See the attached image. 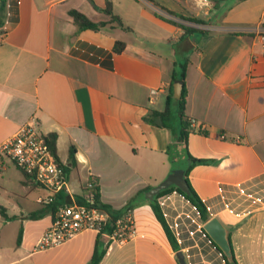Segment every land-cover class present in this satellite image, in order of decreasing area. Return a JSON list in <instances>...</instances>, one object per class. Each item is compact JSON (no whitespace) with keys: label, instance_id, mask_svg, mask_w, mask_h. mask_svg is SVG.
<instances>
[{"label":"crops","instance_id":"crops-1","mask_svg":"<svg viewBox=\"0 0 264 264\" xmlns=\"http://www.w3.org/2000/svg\"><path fill=\"white\" fill-rule=\"evenodd\" d=\"M106 1L7 0L0 25V145L36 118L44 135H56L57 158L69 170L67 197H84L92 181L103 203L116 210L133 205L135 235L124 243L104 238L100 264H180L177 252L185 264H226L180 193L158 199L178 251L150 202H139L166 178H185V146L147 117L165 109L176 64L186 61L185 115L194 121L187 149L211 160L192 167L188 179L210 218L227 228L238 264H264V0H222L217 7L211 0H110L130 31L77 32L69 12L108 21L96 9ZM165 19L207 34L186 35ZM117 41L125 44L121 54L114 52ZM153 89L159 93L151 102ZM22 176L24 195L15 196L29 209L10 215L4 208L12 220L0 214V225L22 224V240L17 245L18 231L15 244L6 245L0 231V264H88L95 230L35 249L53 215H46V230L30 232L29 222L37 220L27 215L43 206L47 192Z\"/></svg>","mask_w":264,"mask_h":264},{"label":"built area","instance_id":"built-area-1","mask_svg":"<svg viewBox=\"0 0 264 264\" xmlns=\"http://www.w3.org/2000/svg\"><path fill=\"white\" fill-rule=\"evenodd\" d=\"M260 35L264 41V29ZM158 93L157 89L150 91L151 102ZM7 163L14 164L25 177L47 192V196L40 200L44 206L54 202L55 196L68 191L67 173L55 158L47 136L40 131L36 118L23 124L11 138L0 145V171ZM94 187L95 184L89 181L84 199L93 198L91 190ZM107 220L106 212L79 204L77 199L69 197L68 203L58 205L50 227L41 235L35 249L40 251L63 246L86 230H95L99 234ZM102 235L110 243H124L133 237V208L128 209L116 222L112 234Z\"/></svg>","mask_w":264,"mask_h":264},{"label":"trees","instance_id":"trees-1","mask_svg":"<svg viewBox=\"0 0 264 264\" xmlns=\"http://www.w3.org/2000/svg\"><path fill=\"white\" fill-rule=\"evenodd\" d=\"M211 1L214 3V7H217L219 2L222 0H211ZM0 3H1L0 25H2V14L6 10L7 0H0ZM96 9L99 12L108 16L109 17L108 21L93 22L86 15H84L83 13H81L77 10H71L69 12V15L72 17L74 24L77 27V32H81L84 30L100 31V30L107 28V27L108 28H120V29H123L125 31H130V29L124 25L122 19L117 14H115L114 9H113V4L111 3L110 0L106 1V4L103 8H97L96 7ZM178 17H180V16H178ZM180 18H182V17H180ZM182 19H186L190 22H194V23H198V24L202 23V21L194 19V18L188 19V18L183 17ZM165 20L172 23V24H175L179 27H182L184 29L186 35H188V34L192 35L194 33L207 34L206 31H203L200 29L181 26L180 24L176 23L172 19H165ZM124 49H125V44L123 42L117 41L115 43L114 52L116 54H121L124 51ZM176 66H180V71H179V73H177L176 68H175V71L173 72V76H172L173 82L177 79H181L182 81H184L186 61L183 62L182 64L178 63V64H176ZM186 94H187L186 88H185V85L183 84L181 97L179 99H175L173 97V83H172L170 85V88H169V95H168L167 100H166L165 109L162 112L151 111L147 117L148 120L153 125H157V119H161L162 126L166 129H168L173 134V136H175L179 145L183 144L185 146L186 158L189 161L188 168L185 171V180L187 181V184L189 186L190 193L186 194L182 190H180L179 188H169L167 190L162 191L159 194L158 198L155 200V202L149 203L150 207L153 210L155 217L157 218V220L162 225V227H163V229L167 235V238H168L173 250H175V251L179 250V245H178V242H177L175 236L173 235L171 229L169 228V225L165 219L161 205L158 201L159 198H161L164 195H167V194H170V193L176 191V192L180 193L183 197H185L197 209L203 223H205L208 219H210V215H209L208 208H207L206 204L199 197V195L194 190V188L192 187V185L190 184V181L188 179V175H189V172L192 169V167H194L196 165L209 164V163H211V160L194 158L188 152L187 141H188L189 134L193 131V127H192L190 120H188L187 116L185 115ZM174 104L177 107V115H178V120H179L178 130H176L171 125V121L174 118V111H173V105ZM199 132L204 134V135H208L207 132H204L201 130H199ZM47 140L51 146V149L55 155V158L57 159V161L61 165H63L59 161V159L57 158V155H56V135L51 134V135L47 136ZM70 159L72 161V164L74 165V149H71ZM63 168H64L65 172L68 174V171H69L68 168H66L64 165H63ZM91 193L93 196V198L91 200H86L83 197H80V198H78V203L82 204V205L96 207V208L106 212L108 215V220H107L106 224L103 226L101 233H99L97 235L93 255L91 257V260L88 262V264H100L101 261L103 260V257L106 254V247H107V246H105V242L103 240L104 237H103L102 233L112 234L115 230L116 222L123 216V214L128 209H132L133 205L130 204V205L126 206L124 210H116L112 206L105 204L100 200V193H99V190L96 186L91 190ZM68 202H69V197H67L64 193H60L59 195L54 197V202H52L51 204L46 205V206L43 205L37 211L29 213L27 215V218H29L31 220H38V219H42L43 217H45L48 214L53 215L55 213L58 205H60L62 203H68ZM0 214L5 218V220L14 219V217L7 216L5 209L2 207H0ZM202 231L207 236V238L209 239L211 244L217 249V251H219V253L223 257L226 264H238L234 254H233V262H228L224 256V254L222 253V251L210 239V237L208 236V234L205 232V230L203 228H202ZM21 240H22V229H20L19 234H18L17 245L21 244ZM230 242H231V240H230ZM107 244H109V243L107 242Z\"/></svg>","mask_w":264,"mask_h":264},{"label":"rangeland","instance_id":"rangeland-1","mask_svg":"<svg viewBox=\"0 0 264 264\" xmlns=\"http://www.w3.org/2000/svg\"><path fill=\"white\" fill-rule=\"evenodd\" d=\"M174 111V118L171 121L172 127L178 130L179 127V120L177 115V107L173 105ZM174 147V146H173ZM177 153V151H176ZM0 171V206L7 209V213L12 214H19L21 208L25 210L28 208V201L23 199H18L16 195H24V190L22 189V184L17 180V177H21L22 173L20 169H18L14 164H10L9 169L7 171ZM34 206V204L32 205ZM31 206V207H32ZM50 220L49 217L46 216L44 220H37L29 222L30 232L39 233L43 230H46L49 226ZM22 224L20 222H11V223H4L2 222L1 232L4 237V243L6 245H14L16 241V236L18 234L19 228ZM33 235H31L32 237ZM30 238V237H29Z\"/></svg>","mask_w":264,"mask_h":264},{"label":"water","instance_id":"water-1","mask_svg":"<svg viewBox=\"0 0 264 264\" xmlns=\"http://www.w3.org/2000/svg\"><path fill=\"white\" fill-rule=\"evenodd\" d=\"M182 89L183 81L181 79L175 80L173 83V97L175 99H179L181 97ZM157 124H162L161 119H157ZM169 188H179L186 194L190 193L187 181L182 175H179L178 177H168L157 186L147 190L144 195L141 196L139 202L148 201L153 203L162 191ZM203 229L208 234L210 239L222 251L226 260L228 262H233L232 245L229 238V232L225 225L217 217H212L204 223ZM177 258L180 264H185L184 256L181 252H177Z\"/></svg>","mask_w":264,"mask_h":264}]
</instances>
